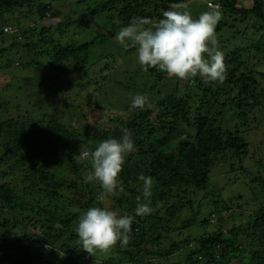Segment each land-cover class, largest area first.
I'll use <instances>...</instances> for the list:
<instances>
[{
	"label": "trees",
	"instance_id": "1",
	"mask_svg": "<svg viewBox=\"0 0 264 264\" xmlns=\"http://www.w3.org/2000/svg\"><path fill=\"white\" fill-rule=\"evenodd\" d=\"M187 1L0 0V264H264V142L255 150L246 139L255 131L248 119L264 138V0ZM172 9L193 18L220 13L222 83L144 72L135 48L115 42L132 19L156 22ZM126 58L137 66L119 73ZM68 75L74 95L62 94L60 77ZM28 82L49 84L54 100L45 108L73 101L118 115L98 132L75 128L42 104L31 111L38 96ZM136 95L146 97L144 107L131 106ZM126 132L136 151L118 176L124 192L101 201L99 185L83 182L90 161L77 156ZM235 170L250 173L248 193L231 192L237 175L228 187L211 186ZM141 174L153 179L141 202L154 211L135 216ZM105 204L135 217L129 242L89 254L75 228L88 208ZM194 226L199 234L191 236Z\"/></svg>",
	"mask_w": 264,
	"mask_h": 264
},
{
	"label": "clouds",
	"instance_id": "2",
	"mask_svg": "<svg viewBox=\"0 0 264 264\" xmlns=\"http://www.w3.org/2000/svg\"><path fill=\"white\" fill-rule=\"evenodd\" d=\"M161 19L150 22L143 18L132 19L119 29L115 36L118 45L135 48V56L141 70L150 68L167 73L178 80L199 77L205 84L222 83L226 76L224 53L219 50L215 39V28L220 19L218 11H205L193 18L188 11L168 10ZM146 97L132 98L133 108H142ZM136 151L131 133L121 138H109L99 142L94 150L79 152L78 159L90 161L91 170L83 178L84 183L98 184L101 193L98 199L124 192L118 176L125 158ZM140 196H137L135 216L151 214L154 209L147 201L153 194L154 182L151 176L141 174ZM133 215L120 214L107 204L88 208L79 218L75 228L77 246L92 254L107 252L118 242L121 246L129 242Z\"/></svg>",
	"mask_w": 264,
	"mask_h": 264
},
{
	"label": "rangeland",
	"instance_id": "3",
	"mask_svg": "<svg viewBox=\"0 0 264 264\" xmlns=\"http://www.w3.org/2000/svg\"><path fill=\"white\" fill-rule=\"evenodd\" d=\"M247 1H250V0H246V2ZM188 2H191V0H188L187 4H188ZM242 5H244V3H242ZM55 23L56 22L54 20L44 21V24L47 25V26L48 25H54ZM40 61H43V59H40ZM14 64L17 65V63H14ZM136 66H137V63H134L133 61H132V63H130V62L127 61V58H126V59L123 60L122 63L117 64V69H118V71L120 73V72H122L124 70L132 71L133 68H135ZM7 73L9 74V72H7ZM117 74L118 73L114 74V76H113L114 80H115L116 77L118 79H120L119 78L120 74H118V76H117ZM35 75H38V74L35 73ZM8 78H10V77H8ZM69 78H70L69 75L66 78L63 77V76L60 77V79H61L60 81L63 83V88L66 89V90L62 91V94L64 93L66 95V93H69L71 95H74L75 94V90L67 88V84L66 83H67V80ZM21 83L22 82L20 80L19 82L14 83V85L19 86ZM112 83H114V82H112ZM112 83H110V85H113ZM261 83L263 85L262 81H261ZM28 85L31 86L29 88V92H32L33 95L38 96V99H36V101L32 100L29 109H31V111H33V112L36 111V112L40 113L41 108L38 107V105L41 106V104H42V107H43V105L45 103L47 104L50 101L53 102L54 99H53V97L51 98L52 89L49 87L48 83H42V84L37 83V84H35L34 82H31V83L28 82V83L25 84V87H28ZM78 90H79V88H78ZM84 94H85V92H82V95H84ZM71 103H73V104H71ZM100 103H102V102H100ZM43 108H45V107H43ZM45 109L46 110L49 109V111L53 115L57 116L58 119L63 120L66 123H70L75 128L79 127V125H86V126H89L91 128V130L94 131V132H98V131H100V130H102L104 128H107L109 126V124H110V122L108 120L109 115H111L113 117L118 115V113L114 112L113 110L105 111V110H102L100 108L99 109H95V107L92 106V105H85L84 103L78 105V104H76L73 101H70L69 104H63L62 106H59V107H54L53 108V106H52V108L48 107V108H45ZM56 110H58V113L56 112ZM259 114L264 119V112H263V115H262V113L259 111ZM253 122L254 121L252 120V123ZM252 123H250L249 119H248V125H251V128L254 129L255 131H253L250 135H248L246 137V139H247V141H249L250 143H253V145H254L253 147H250V148L256 150V149H258L260 147L261 141L264 142V138L262 137L263 130H262L261 126L260 127H258V126L254 127L252 125ZM262 125H264V120L262 121ZM260 150L263 151L262 147H260ZM251 153L252 152H249V154H251ZM261 155H262V152L260 153V156ZM255 157L259 160V155H255ZM245 163L247 164V162H245ZM212 172L213 173H216V172L218 173V171H216V169H214ZM242 172L240 170H237V171L235 170V171L230 173L231 174L230 176H229V173H224L220 178L219 177H216V179L214 178L215 181L213 183H211V186L214 185L218 181L220 183V184H218V187L219 186H225V185H227V187H228V185L230 184V182L228 181V178L229 179L231 178V180L234 181V176L237 175L238 179L241 180V182L234 181L232 183L233 190H231V188H229V189L231 190V192L234 191V190L244 189L248 193L249 189L246 187V184H245L246 181H244L243 175L248 177V176H250V173L249 172H245V171H242ZM230 190H227V188L223 189L222 193L223 194H226V193L229 194L230 192H228V191H230ZM245 196L247 197L248 194H245ZM207 213H208V209L204 208L203 211H202V216H205ZM190 233H191V236L198 235L199 234L198 233V228L196 226L192 227L190 229Z\"/></svg>",
	"mask_w": 264,
	"mask_h": 264
},
{
	"label": "built area",
	"instance_id": "4",
	"mask_svg": "<svg viewBox=\"0 0 264 264\" xmlns=\"http://www.w3.org/2000/svg\"><path fill=\"white\" fill-rule=\"evenodd\" d=\"M208 5L212 6V3H210V2H209V3H208ZM5 30L7 31V30H8V28H5Z\"/></svg>",
	"mask_w": 264,
	"mask_h": 264
}]
</instances>
